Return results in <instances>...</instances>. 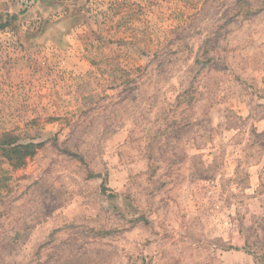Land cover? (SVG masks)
<instances>
[{
    "label": "rangeland",
    "instance_id": "1",
    "mask_svg": "<svg viewBox=\"0 0 264 264\" xmlns=\"http://www.w3.org/2000/svg\"><path fill=\"white\" fill-rule=\"evenodd\" d=\"M0 264H264V0H0ZM1 143V142H0Z\"/></svg>",
    "mask_w": 264,
    "mask_h": 264
},
{
    "label": "trees",
    "instance_id": "2",
    "mask_svg": "<svg viewBox=\"0 0 264 264\" xmlns=\"http://www.w3.org/2000/svg\"><path fill=\"white\" fill-rule=\"evenodd\" d=\"M3 26L1 25L0 28ZM4 141H0V148L5 157L15 167L21 166L26 159L35 154V151L42 146V144H18L17 138L11 137L9 134L3 136Z\"/></svg>",
    "mask_w": 264,
    "mask_h": 264
}]
</instances>
